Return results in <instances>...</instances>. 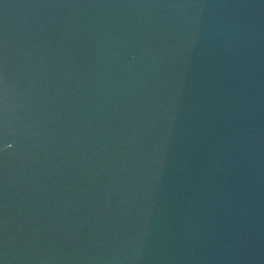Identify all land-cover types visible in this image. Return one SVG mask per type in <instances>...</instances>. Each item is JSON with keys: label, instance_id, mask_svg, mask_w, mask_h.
I'll list each match as a JSON object with an SVG mask.
<instances>
[{"label": "water", "instance_id": "water-1", "mask_svg": "<svg viewBox=\"0 0 264 264\" xmlns=\"http://www.w3.org/2000/svg\"><path fill=\"white\" fill-rule=\"evenodd\" d=\"M0 264H264V0H0Z\"/></svg>", "mask_w": 264, "mask_h": 264}]
</instances>
